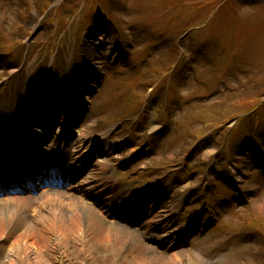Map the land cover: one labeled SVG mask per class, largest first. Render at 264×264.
I'll list each match as a JSON object with an SVG mask.
<instances>
[{
  "label": "rangeland",
  "instance_id": "obj_1",
  "mask_svg": "<svg viewBox=\"0 0 264 264\" xmlns=\"http://www.w3.org/2000/svg\"><path fill=\"white\" fill-rule=\"evenodd\" d=\"M27 1L30 7L29 12L25 14L28 16L25 25L29 30L38 31V24H41L39 17L42 10L48 7V4L44 2L46 0ZM58 1L56 0V2ZM109 2L115 8L109 12L110 19L107 22L103 17H99L100 15L93 20L94 15L91 14V10H80L78 21L69 15V11L60 4L61 2L56 6L52 3L50 7L62 14L60 15L62 20L58 15L51 17L50 22L56 26L57 24L59 26L63 25L59 21L72 24L78 33V38L69 36L67 33L62 36H59V33L49 34L52 42L66 45L69 48L80 49L83 54L80 55L81 57L65 58L56 55L50 69L47 68V60L36 58V61H42L38 64L43 69V76L39 85L35 82L30 88L36 99H41L39 107L37 106L34 109L43 111L44 102L48 105V101L51 99L52 101L62 100V97L68 94L77 81L87 78L90 80L94 72H98L101 76L97 75L95 79L97 81L94 84H103L104 75L105 77L108 76V89H105L108 94L109 87L114 86L115 90L129 87L138 89L140 85L145 84L144 80L149 83L151 79L148 75L158 69L156 66H159V62H164L165 67H161L157 71L158 77L160 80L164 79L168 75L166 70L169 69L168 80H180L177 89L169 85V92L176 91L181 97L187 99V104H190L187 107L182 104L184 111L177 113V115H182L181 120L186 122L184 128H188L189 132L196 136L210 124L213 126L219 125L217 128L211 129L218 130L219 134H213L210 139L207 137L208 139L199 146L198 151L201 155L208 154L209 159L215 162L212 178L216 177L217 181H221L226 186V190L229 188L227 191H222L224 188L220 187V194L227 200L222 204L216 200L218 195L213 196L211 205L215 206L217 211L213 208L207 210L209 202H204L208 197L205 193L202 198V203L206 206L205 212L197 215L200 218L205 216L204 220L213 226L218 223L217 217L222 211H232L228 206L236 203L240 207L243 204V201H240V194L247 192L248 209L245 206V213L244 211L243 213H233L232 218L230 216L229 218L236 221L241 216H246V219L248 215L253 216L251 219L264 230V129H258L257 127L260 125L257 127L253 125L256 121L264 125V102L261 108L257 106L264 100V0H109ZM67 3L74 2L68 0ZM123 4L124 6L129 4L126 11L120 9ZM11 16L14 17L15 15L13 13L11 15L7 9H4V11L0 9V23H4L2 19L10 20ZM166 19L167 25H162L160 30L155 31L154 25L160 23L158 20L163 21ZM91 20L93 21L91 22ZM100 22L104 24V27L100 26ZM110 24L116 29L115 37H113L109 28ZM0 28H3L0 29V48L7 46L5 44L9 40L15 41L17 39V44L20 45V55L26 54L23 42L26 35L24 36V33H22L20 36L19 34L15 36L12 24H0ZM44 28L47 31L49 30L48 26H44ZM45 30L44 32H46ZM149 32L156 34L155 38L150 39ZM179 34L185 35V38L183 40L176 38ZM40 36V34H36L37 38H41ZM88 36L92 38L88 40ZM244 38H247L248 41H238ZM163 40L165 42H162ZM35 43L38 51H46L53 57L54 52L50 45L41 40H35ZM239 43H242L243 46L240 47ZM161 44L164 45L163 48L160 47ZM137 45H140V47H136ZM142 48L148 51L145 57L140 53L143 51ZM89 53H92V55L87 58L85 55ZM166 54L172 56L165 58ZM121 58L122 60H119ZM218 58L220 61L217 60ZM165 59H168L169 62H165ZM34 60L35 58H25L24 55L22 59H19L22 66L26 67L31 73L35 72V65L37 64ZM8 61L13 64V57L10 55L0 56V63H4L8 68L14 66ZM101 61L108 65H115L116 69L113 70V74H109L111 70L103 67ZM184 61L187 63H184ZM138 62H141V68L138 65H134L135 67L131 65ZM220 62L227 63L230 66H228L229 69L220 72L217 76L216 72L220 69ZM117 64L129 68L130 71L124 70ZM69 66L80 72L79 78L70 73L72 71H70ZM181 68L186 70L184 75L181 74ZM18 72L19 69L13 70V73ZM224 73L226 74L222 77ZM114 74L119 76L122 83ZM4 76L5 73L0 75V79ZM50 76L54 77L57 85H47ZM117 80L121 87L116 88L118 86ZM14 81L15 79L11 83H14ZM3 83H6V81H3ZM56 89L58 92H63L64 95L59 96ZM16 91V89L6 90L3 95H0V100L11 101L22 106L27 105L26 100L30 93L26 90L23 92ZM91 91L95 90H90L88 92L90 95ZM93 98L95 103L96 98ZM7 107L6 104H0V113L6 112ZM254 108L259 109L256 111ZM136 109L137 107H135ZM252 113L254 114L251 115ZM23 114L26 116V112ZM237 116L239 118L235 120ZM82 122L84 121L77 119L74 125L79 128ZM120 126L117 128H120ZM85 129L86 134L91 136L95 132L94 127L91 126V121L84 122L80 127L81 131ZM172 131L177 132L175 129ZM125 133L126 131L123 129L122 131H116L113 135L122 136ZM258 133L262 134L259 135L260 138L255 139V135ZM177 136L181 135L178 133ZM179 145L174 149H180L181 146L186 147L182 142ZM108 147H110L109 144ZM212 153L217 154L216 160ZM138 154L137 159H134L129 153H122V151L117 153L116 150L109 155L108 162L110 165H121L126 168L128 162L134 163L141 159V154ZM173 154L172 152L167 157H171ZM140 163L145 167L146 162L144 160H141ZM224 168L226 171L223 170ZM99 169L100 166L95 165L94 170L99 171ZM115 176L119 180L115 182L112 188L107 190L108 194L114 195L117 193L119 197L118 202H116L117 198L111 201L113 204H119L128 195L136 197L143 193V189L145 190V186L140 187V183L136 180L132 183L121 174ZM201 176L198 175V181L195 177H191L189 180L191 187L184 186L188 183L187 181L178 182L174 179L179 190L173 197L166 198L164 204L160 203V207L153 203L155 201L152 197L147 199L148 208L151 209L157 206L151 215L144 214L145 212L141 211L137 214L134 211V205H131V209L136 216L144 214V217H147L146 222L137 228L115 219L114 223L117 228H122L125 231L126 238L128 237L124 245L121 240L117 241L113 238L117 241L115 242L116 245H110L112 247H109V243H106V247L104 245L102 247V238L96 236L95 232H87V234L80 236L76 235L73 229L76 214L73 211H68L65 215L69 219L66 220L65 225L71 226L72 230L68 233L64 231L65 235H68L66 238L69 235L71 236L67 248L65 250L61 248L64 254L56 247V243L50 239L53 236H47L46 234L44 236L48 238H44L40 233L27 238L29 246H32L37 252L36 256L42 255L51 264L60 262L62 264H80L87 259L88 264H137L138 254L145 261V264H169L167 259L176 258V251H166L159 248V243L177 242L178 239L174 240L171 235H181L183 233L187 235L188 243L182 248L189 255L193 254L191 249H200L206 257L218 258L219 262H215V264H232L233 261H238L240 264H264V251H261V246L257 242L258 236L253 237L247 234L242 238L244 241L236 245L233 244L231 248L224 250L221 247V244L225 241L222 232L208 238L204 236L205 232L191 228L196 224L192 220L190 225L188 220L197 217L194 213L188 215V211L182 210L184 208L182 205L187 206L189 202L185 199L189 200L202 187L200 185ZM253 185H255V189L250 191ZM217 187L219 186H212L213 189H217ZM166 193L168 192L164 194ZM35 200L38 202L43 200L45 203L47 201L45 197L39 198L35 193L23 204L24 208L34 205ZM49 200V203L53 205L57 202V199ZM9 206L13 207L11 203ZM96 209H99V207ZM17 210L21 209L18 208ZM246 211H250L254 215L246 213ZM45 212L47 213L46 210ZM85 218L87 219V214L80 221L86 223ZM105 222L108 223L106 220ZM220 227L221 223L219 222ZM73 233L75 234L72 235ZM1 234L2 237L6 235L3 234V228L0 224V236ZM18 235L19 233L15 231H10L7 235L4 245L0 248V264H10L11 254L8 253V250L9 248L15 250V245L19 241ZM164 236H168V239L161 240ZM81 237L85 241V245L80 240ZM243 245L245 246L241 248ZM59 251L62 254L61 260L56 259V255L59 256ZM131 252H135L137 259L133 258ZM17 262L21 264L18 259ZM170 264H186V262L182 258L181 260H172Z\"/></svg>",
  "mask_w": 264,
  "mask_h": 264
},
{
  "label": "bare ground",
  "instance_id": "obj_2",
  "mask_svg": "<svg viewBox=\"0 0 264 264\" xmlns=\"http://www.w3.org/2000/svg\"><path fill=\"white\" fill-rule=\"evenodd\" d=\"M68 0H59L56 2V0H46V4H48V7L44 8L42 10V13L39 17V21H41V24H38V31L35 30H29L27 29V25H25V22L28 20L27 14L29 12V2L27 0H11L7 2L6 0H0V9L4 11V9H7L8 12L15 15L14 17L11 16V19L9 20H3L4 23H0L2 25L6 24H12L13 25V31L16 34H19V36L24 33L25 38L23 39L24 45H25V53L21 54L19 51L20 45L17 44V39L9 40L5 45L0 48V54H3L4 52H8L10 56H12L15 59H22V56L24 55L25 58L34 59L35 63H41L42 61H36V58L41 59L44 58V60H47V68L50 69L53 66L54 60L48 54L46 51H38L36 49V43L35 40H41L42 42L46 43L47 45H50L52 51L56 53L59 57H73V56H80L83 54V52L80 49H76L74 47H67L66 45H62L59 43H53L51 40V37L49 34L52 33H59V36H62L64 33H67V35L72 36L74 38H78L77 30L73 27L71 24H67L66 22H61L63 25L59 26L57 24L54 25L50 22L51 17L60 16L62 15L60 12L53 10L50 6L52 3L58 5L59 2L62 4L68 11L69 15L73 17L74 19L78 20L79 17V11H87L91 10V14L94 15V18L99 15L96 11L101 12H108L111 10H114L115 6L108 2V0H72L74 3H67ZM48 2V3H47ZM138 4V3H136ZM129 4H124L120 7L121 10L126 11ZM121 13V12H119ZM101 17V16H99ZM60 19L62 20V16H60ZM160 23L158 25H154V30H160V27L162 25H167V19L166 20H158ZM54 22V20H53ZM37 23V21H36ZM101 27H104V24L102 22L99 23ZM44 26H48L49 30H45ZM152 27V26H151ZM3 29V28H0ZM41 29V30H39ZM29 30V31H28ZM44 30L48 33L45 34ZM40 34L41 38H37L36 34ZM160 34V33H159ZM156 34L149 32V37L155 38ZM92 37H87V39H91ZM178 39H182L180 35L176 36ZM247 38L244 39H237L241 42H247ZM141 40V38H140ZM162 42H165L164 40ZM52 43V44H51ZM91 43V42H90ZM97 43V42H96ZM92 44V43H91ZM240 44V43H239ZM179 45V44H178ZM243 44H240V47H242ZM255 46V45H254ZM136 47H140V45H137ZM143 49V48H142ZM142 56H146L148 51L140 52ZM92 55V53L86 54L85 56L88 58ZM81 57V56H80ZM101 64L103 67H107L109 70H115V66L108 65L105 62L101 61ZM121 68H123L126 71H129L128 68L124 67L121 64H117ZM159 66H156L158 69L161 67H165L164 62H159ZM70 72L72 75H74L76 78L80 77V72H77L75 68L69 66ZM158 69H155L153 73H151L149 78L153 80L154 82H158L160 78L158 77ZM13 70H18L14 67L8 68L4 63H0V71L1 74L12 72ZM98 72H94L93 75H96ZM25 78L21 76H16L14 83H7L6 85L2 86L0 85L1 90L5 89H16L17 91L23 92L25 91V88L28 87V82L24 81ZM91 82H89V79H85V82L81 80V83L88 86L90 90H97L99 88L104 87L103 84L95 83V79L91 78ZM145 84L148 82L146 80L143 81ZM82 86L80 84V81L77 82V84ZM91 83V84H90ZM47 84L57 85V81H55L53 76L48 77ZM149 85V84H148ZM57 91V89H56ZM58 92V91H57ZM59 96L64 95L63 92H58ZM145 98V93L141 88L138 89H132L127 88L125 89V93L122 95V101L129 104H136V102L141 103V101ZM93 96H87V94H83L82 89L79 87L74 86L68 94L66 95L64 102L59 103L55 106L58 107L62 111L61 114H54L48 105L44 102L43 103V120H40L39 118L32 119L31 121H26L23 126L20 128V134H11L12 137L20 136V142L22 147L26 148H36L39 151V154L35 156L34 159L42 160L47 158L49 162L54 159L48 158V155L46 154V144H43V138H40L38 140V143L33 145V140H29V129L33 130H40L42 132H46L48 134L46 137H50L49 144H52L56 147V145L59 143V151L62 154L61 147H64L65 149L72 151L68 156L63 158L65 159V162L63 163V160L61 159V162L63 163L62 166L67 168L69 171L74 170L76 168L82 169L85 168L87 172L84 173L78 180H75L71 182L66 191L64 193H58L54 191H41L39 192L40 197L48 198L49 199H57V202L55 205L50 204L48 201L46 203L42 200L38 202L37 206L30 205L26 207L25 209L17 210L15 208L10 207H2L0 206V224L3 228V234H6V230L11 227V231L18 232L19 235V241L18 244L15 245V250L13 248H9L8 253L13 255V257L10 258V264H19L17 262V259L21 262V264H51L47 259L42 257V255L36 256V253L34 248L32 246H29L27 238L32 237L33 235L37 234L42 235L44 238H48L44 236L46 234L47 236H53L52 239L53 242L56 243V247L61 251V248L65 250L67 248V243L70 242L71 236L69 235L68 238H66L68 235H65L64 231L68 233L72 230L70 228L71 226L65 225L68 220V216L65 214L69 211L75 212L76 214L74 216V227L76 235L80 236L83 234H87V232H95L96 236L102 238V247L103 245L106 247V243H109V247H112L110 245H116L118 240L122 242L124 245L128 239L126 238L125 231L118 227L114 223H106L105 217L100 213L97 207H100V198L105 195L108 196L107 193H104L103 191L105 188L103 187H113L115 182L113 177L116 174L123 175L127 180L134 183L138 181V178L130 173L126 168L122 167L121 165H110L109 161V155L108 150L105 149V143L109 144L111 147H113L116 150L129 153L131 157L134 159H137L138 153L141 155L149 158V154L146 151V146L149 144L146 141H143L136 137L134 134H127L125 133L122 136H115L113 135L116 130L114 127V118L113 115L117 114L121 115L124 119L131 122V125L128 126L126 124H123V126H120V129H125V127H130L132 131H137L138 128L135 126L137 124H141L143 122L151 121L149 124L151 127L149 129L154 130L157 128V125L155 123H152L153 120L150 118V120L144 117H141L144 115L140 109H136L139 116L134 115H126L122 114L121 112L114 111L113 107L108 105L106 100H103L101 103H94ZM70 101H74L78 107L71 104ZM167 101H169L172 104H177L178 102H184L187 105V99L184 97H181L180 99H176V97H169L167 98ZM11 102V101H10ZM9 101L0 100V104H6L10 108L16 110L17 112L23 114L27 110L22 105L14 104L13 102L10 103ZM150 102L155 107H161L163 105V99L155 98L153 96H150ZM21 104V103H20ZM188 106V105H187ZM159 113H162L159 117V115H156V118L160 120V122L164 125L170 126L173 129H175L181 136H177L178 138H183L184 143L186 147L190 150H198L199 147L196 146V142L194 138L190 135L188 128H184V125L186 122H183L181 120L182 115H177V113H181L183 111L179 110H173L169 106H164L160 109H158ZM66 113L75 120H82L85 122L91 121L90 117L87 114L95 113L99 116L97 120V125L99 127V130H104L94 134H92L93 137H86V129L80 131H75L74 125H69V128L65 133L63 131L54 130V126H66L68 125V117H66ZM82 113V114H81ZM86 114V115H85ZM67 115V116H68ZM167 115V116H166ZM177 115V116H176ZM169 116V117H168ZM239 117H235V120ZM240 120V119H239ZM257 123V121H256ZM84 124V122L81 123V127ZM125 126V127H124ZM74 129V130H73ZM31 130L30 132H34ZM118 130V129H117ZM143 132L148 133L147 129L145 127L142 128ZM36 133V132H35ZM72 134L73 136V142L69 139H64L65 136H70ZM11 137V136H9ZM39 137H42L39 135ZM45 137V136H44ZM155 139L158 140V142L165 146L169 147V142L165 140L162 136L154 135ZM13 139V138H12ZM14 141V139H13ZM241 144V141H240ZM17 145V144H15ZM14 144H11L7 146V144H4L3 148L7 152L11 151L15 153V156L17 157V154L19 152H23V150L16 149ZM199 146H201L199 144ZM41 150V151H40ZM216 150V149H215ZM138 152V153H136ZM216 153H212V156L216 160L217 156ZM252 157V156H249ZM168 160L167 157H161L159 159L153 160L149 159L150 165L156 164L160 169L161 173H167L168 167H170V162L168 161H160ZM98 163L99 166L102 167V171H95V164ZM79 165V166H78ZM2 164H0V168H2ZM33 166V165H32ZM164 168H166L164 170ZM140 174L143 176H146V172L144 169L140 170ZM10 173H6L5 177H10ZM15 176V175H12ZM16 178L18 175L15 176ZM147 177V176H146ZM15 178V179H16ZM19 178V177H18ZM16 180H19V179ZM14 179V180H15ZM136 180V181H135ZM6 182H9L10 179L6 178ZM155 184L161 183V179L159 177H155L153 180ZM142 186H145L143 183H141ZM203 186L206 191L210 192V194H214V191L212 189V185L209 184L207 181H203ZM1 188V187H0ZM14 188V189H19ZM21 189V188H20ZM250 191H253L255 189V185H253ZM26 190V189H24ZM104 196V197H105ZM15 197H6L5 199L0 200V204L4 202H12L14 201ZM22 200V199H21ZM45 200V199H44ZM23 203H26L22 200ZM91 202H93L91 204ZM132 205V204H131ZM97 206V207H95ZM133 206V205H132ZM245 206H247L246 209H248L249 204L247 201H244L243 204L239 207L236 203L228 206L229 209L232 210L233 213H238L244 211L245 213ZM42 208V209H41ZM136 208V206H134ZM240 209V210H239ZM46 210L47 213L44 211ZM260 212V210L258 209ZM72 212V213H73ZM136 212L139 213V210H136ZM246 213H249L251 215H254V213H251L250 211H246ZM41 216L42 219L36 218L38 215ZM87 214V221L84 223L82 220L83 216ZM70 217V216H69ZM77 217V218H76ZM248 218H253V216L248 215ZM44 220L47 222L45 223ZM71 220V219H70ZM73 221V219H72ZM80 221V222H79ZM47 225H45V224ZM79 223V224H78ZM66 228V229H65ZM87 228V229H86ZM65 229V230H64ZM78 230V231H77ZM88 230V231H87ZM73 233L72 235H74ZM9 234V233H8ZM3 235L1 234L0 238ZM117 240V241H115ZM80 240L85 245V241L81 237ZM257 242L261 247H264V235H260L257 237ZM179 244V243H178ZM177 244V245H178ZM85 248V246H84ZM59 251V256H57V260L62 258L61 252L64 254V251ZM179 252H183L182 249L178 250ZM57 252V251H56ZM133 255V258H136L135 252H131ZM90 254V253H89ZM138 254V253H137ZM198 257L196 260H188L187 264H207L208 262L201 257V253L198 252ZM17 257V258H14ZM180 257V258H179ZM88 258V256H87ZM138 260L137 264H145V261L141 258V256L138 254ZM183 258V255L180 253H177L175 260H181ZM137 259V258H136ZM173 259V260H174ZM58 264H62L61 262ZM80 264H88V259ZM232 264H240L238 261H233Z\"/></svg>",
  "mask_w": 264,
  "mask_h": 264
}]
</instances>
